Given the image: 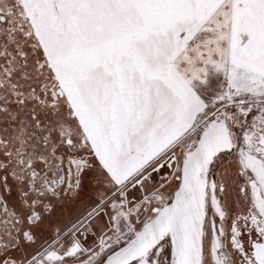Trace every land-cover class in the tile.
<instances>
[{"label":"snow or ice","instance_id":"6c2138e0","mask_svg":"<svg viewBox=\"0 0 264 264\" xmlns=\"http://www.w3.org/2000/svg\"><path fill=\"white\" fill-rule=\"evenodd\" d=\"M0 264H264V0H0Z\"/></svg>","mask_w":264,"mask_h":264},{"label":"flooded vegetation","instance_id":"af4514ba","mask_svg":"<svg viewBox=\"0 0 264 264\" xmlns=\"http://www.w3.org/2000/svg\"><path fill=\"white\" fill-rule=\"evenodd\" d=\"M244 39L245 40L247 39V34H244ZM215 75H217V76H215ZM219 78H222V74H218V73L214 74L213 70L210 69V71H209V77H208V83L207 84H201L199 81H194V85L197 86L196 90L198 92H200L201 94L208 93L212 89H214V87H213V81L215 79H219Z\"/></svg>","mask_w":264,"mask_h":264},{"label":"rangeland","instance_id":"374dc122","mask_svg":"<svg viewBox=\"0 0 264 264\" xmlns=\"http://www.w3.org/2000/svg\"><path fill=\"white\" fill-rule=\"evenodd\" d=\"M213 72H214V70H213ZM214 74H216L215 72H214ZM215 76H217V75H215ZM218 78V77H217ZM222 78H219V79H215L214 81H213V87L214 88H216L217 86H218V84H219V81L221 80Z\"/></svg>","mask_w":264,"mask_h":264}]
</instances>
